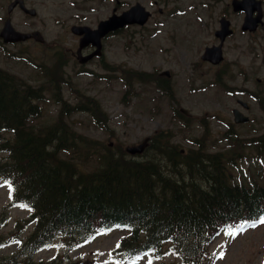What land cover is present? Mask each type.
Wrapping results in <instances>:
<instances>
[{"label":"rangeland","instance_id":"rangeland-1","mask_svg":"<svg viewBox=\"0 0 264 264\" xmlns=\"http://www.w3.org/2000/svg\"><path fill=\"white\" fill-rule=\"evenodd\" d=\"M136 1L152 11V16L146 25L124 28L105 39L103 59L112 69H102V59L79 64L70 58L63 66L65 81L60 84L63 98L75 106L82 99L94 97L108 119L107 130L96 126L92 116L82 108H73L66 113V121L77 133L95 142L90 153L98 148L95 138L104 142V147L111 139V147L120 145L125 149L160 130L171 133L175 150L194 153L198 144L193 141L203 134L206 139H203L201 149L221 151L232 171V178L243 179L244 182L264 181V157L248 145L251 137L264 135V111L258 105L259 99L251 94L264 97V84L257 83L258 78L264 83V24L254 36L244 32L238 42L231 40L224 66L227 73L221 74L217 85L214 83L217 68H207L199 61L208 30L203 15L208 0H26L28 5L36 8L37 13L34 16L24 15L19 9H14L10 13L11 20L21 30L39 29L45 36V45L35 41L17 44L0 41V67L27 78L33 84L44 83L48 79V71L52 74L54 63L64 58L59 49L68 48L77 41L67 30L68 23L79 17L84 22L95 23L110 14L112 9L120 12ZM8 2L0 0V26ZM159 8H162L161 12ZM173 8L178 10L172 11ZM231 60L236 63L230 66ZM193 61L198 65L195 74L190 73ZM120 66L157 73L168 70L174 99L171 100L164 91L159 93L151 82H135L126 103L120 73L114 69ZM200 71L204 76L202 78L198 75ZM205 79L208 82L204 83ZM229 86L233 91L226 90ZM54 93L52 86L46 87L45 98L38 101L41 116L32 118L35 123L51 122L58 114L61 102L54 97ZM237 98L248 102V109L243 111L249 116V121L240 124L231 122L233 130L226 135L232 119L231 109L235 106L240 108ZM178 101L191 115L187 122L175 115L179 109ZM109 129L113 131L112 137L108 136ZM2 136L9 137L10 133L3 132ZM233 137L243 140L232 141ZM204 162L207 167L211 163L208 158ZM77 163L83 165L81 160ZM188 178L195 182L198 180L191 175ZM201 179L204 181L202 186H206V180ZM2 210L7 211L6 214L4 212L6 219L0 226V234L3 235L14 231L15 222L28 213L23 207L9 204L8 188L4 184L0 185V212ZM30 228L31 224L16 234L24 236ZM16 234L9 235L6 242H0V255H11L16 251L17 242L13 239ZM121 234L115 230L99 235L88 244L65 254L55 247L41 249L34 260L48 261L58 256L61 264H113L111 251ZM220 247L223 252L215 264H264V224L258 222L235 234L218 233L212 240L211 248ZM183 257L173 250L164 257V262L181 264ZM149 261L156 264L144 254L136 264H149Z\"/></svg>","mask_w":264,"mask_h":264},{"label":"trees","instance_id":"trees-1","mask_svg":"<svg viewBox=\"0 0 264 264\" xmlns=\"http://www.w3.org/2000/svg\"><path fill=\"white\" fill-rule=\"evenodd\" d=\"M44 88L0 68V183L8 184L11 204L31 209L23 224L0 234V242L32 224L22 241L13 237L16 251L0 255V264H55L34 260L33 254L50 245H82L115 226L129 229L116 248L120 262L133 251L151 254L170 241L192 264H210L204 251L217 226L264 208V184L230 181L221 153H166L161 136L152 144L160 153L141 158L112 153L108 146L90 153L95 142L62 116L73 108L68 104L50 124L31 122L39 115L35 99ZM89 106L104 118L95 99ZM253 145L264 155L263 135Z\"/></svg>","mask_w":264,"mask_h":264},{"label":"flooded vegetation","instance_id":"flooded-vegetation-1","mask_svg":"<svg viewBox=\"0 0 264 264\" xmlns=\"http://www.w3.org/2000/svg\"><path fill=\"white\" fill-rule=\"evenodd\" d=\"M10 1L11 0H9V2ZM236 1L238 3H242V1H239V0H208V5L205 8H203L204 9L203 15H204V18L208 26L207 33L204 36L206 38V41L203 42V44H204V47H208V56H214L218 62L217 63L212 62L211 60H208V57L205 59L199 57L200 59L199 61L205 64L207 68L208 66L212 68H217L216 74L220 76L223 73H227V70L224 66L227 64V54H228V50L231 48V45H230L231 40L234 39L238 42L240 40V37L243 36L241 34H243L244 32H246L248 36H254L255 34L259 32V27H257L254 31H249L242 27V23L244 20L246 10L244 9L241 10V8H237L234 4V2ZM24 2L26 5H28L26 0H24ZM214 2L215 4H213ZM14 9H19L24 15H26V13L22 11V9L18 5H14L11 7L9 12L7 11L8 10L7 8L4 19ZM171 10L173 11V10H178V9L173 8ZM159 11L161 12L162 10L159 9ZM150 17L151 16H149V18ZM99 21L100 20H97L95 23H88V22H84L83 18L79 17L76 20L68 23L67 30L72 34L76 30L84 29L85 31L84 27H89L91 29H94L97 26ZM147 23H145V25ZM135 25L136 24H127L118 29L116 28L110 29V32L104 35V41L108 36L116 35L120 31H122L124 28L126 27L128 28V27L135 26ZM36 30L37 28L31 29V30H23V31H35V34L37 36H40V31H36ZM78 37L79 35H77V38ZM31 39L33 38H28L26 39V41H30ZM217 44H221V48L219 49L216 48ZM238 44L240 45V42ZM77 46H78V41L74 45H71L68 48H65L63 50V52H65V58H68V57L76 58L75 50ZM93 49H94V45H92L91 42H88L86 45L82 47L81 52L86 54L92 51ZM221 54L223 56L219 59ZM69 60L67 62H69ZM234 63H236V61L231 60L230 66L233 65ZM197 67H198L197 62L193 61L191 65L190 73L195 74L198 71ZM198 75L201 78L204 77L201 71ZM205 82H208V79H205L204 83Z\"/></svg>","mask_w":264,"mask_h":264},{"label":"water","instance_id":"water-1","mask_svg":"<svg viewBox=\"0 0 264 264\" xmlns=\"http://www.w3.org/2000/svg\"><path fill=\"white\" fill-rule=\"evenodd\" d=\"M14 2L15 1H13V3ZM235 6L237 8H244L247 10L244 17L243 28H250L251 30H253L256 28L258 22H262V9L259 0L257 1L243 0L242 3L235 4ZM26 10L31 13L34 12L33 9H26ZM253 10H256V14L252 16ZM148 14L149 12L145 10L140 3H135L134 5L130 6L129 9L123 11L121 14L112 15L108 20L102 21L100 23V30L103 31L110 28H115L130 22L143 23L146 20ZM0 34L3 35L5 41L23 39L29 35V33H22L16 31L10 24L9 20H6ZM238 115L240 114L235 111V117H234L235 121H243L247 118ZM141 149H142L141 145L127 147V150L130 152L139 151Z\"/></svg>","mask_w":264,"mask_h":264},{"label":"snow or ice","instance_id":"snow-or-ice-1","mask_svg":"<svg viewBox=\"0 0 264 264\" xmlns=\"http://www.w3.org/2000/svg\"><path fill=\"white\" fill-rule=\"evenodd\" d=\"M22 207H27L26 205H22ZM261 224H264V218H262L260 221H259ZM149 264H151V262L149 261Z\"/></svg>","mask_w":264,"mask_h":264},{"label":"bare ground","instance_id":"bare-ground-1","mask_svg":"<svg viewBox=\"0 0 264 264\" xmlns=\"http://www.w3.org/2000/svg\"><path fill=\"white\" fill-rule=\"evenodd\" d=\"M86 45V44H85ZM121 215H123V214H121ZM127 216H129V214H127Z\"/></svg>","mask_w":264,"mask_h":264}]
</instances>
